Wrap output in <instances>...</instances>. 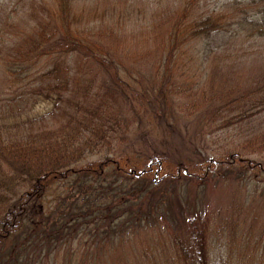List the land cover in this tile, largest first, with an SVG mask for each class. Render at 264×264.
<instances>
[{"label":"trees","instance_id":"1","mask_svg":"<svg viewBox=\"0 0 264 264\" xmlns=\"http://www.w3.org/2000/svg\"><path fill=\"white\" fill-rule=\"evenodd\" d=\"M54 3L47 19L20 18L10 27L26 41L37 30L41 40L23 51L19 43L14 58L5 60L13 50L4 57L0 264H115L108 257L142 233L168 239L179 264H210L205 241L214 227L264 226V0L215 10L208 1H183L164 33L153 36L160 78L145 88L141 72L132 74L109 37L100 40L91 27L98 22L120 34L134 22V6ZM222 34L231 42L214 45ZM233 40L241 53L229 49ZM221 47L228 53L214 59L217 65L244 60L258 68L247 87L236 90L226 79L216 91L204 83L208 60ZM174 64L184 68L183 83ZM52 96L51 113L6 124ZM182 122L194 127L192 137L183 135ZM199 143L216 157L203 155ZM179 145L192 162L183 164ZM221 190L225 210L209 200Z\"/></svg>","mask_w":264,"mask_h":264},{"label":"rangeland","instance_id":"2","mask_svg":"<svg viewBox=\"0 0 264 264\" xmlns=\"http://www.w3.org/2000/svg\"><path fill=\"white\" fill-rule=\"evenodd\" d=\"M185 0H102V5H114L121 8H125L127 5L134 6L133 18L134 22L125 28L124 32L120 31L116 34L114 32H109L108 29L104 28L101 24L98 25V22L92 23L91 27L95 28L96 37H100L105 40V37H109L107 44L111 47L112 52H116L120 55L123 60H126V68L131 67L135 71L132 74L137 75V71L141 72L140 77L144 82V88L147 87L149 81L159 80L157 69L158 64L156 61L161 59L156 58L155 51H158L153 44V36L158 34L160 30L164 33L166 29V23L173 17V13L178 11L179 7L183 5ZM199 1V0H197ZM208 1V8L215 10L224 6L225 3L231 2L234 0H202ZM54 0H0V50H3V60L0 58V83L4 81L5 83V69L3 68L4 57L7 50H13L11 54L6 55L5 60L9 58H14V50L16 49L17 44L22 43L21 51L27 50L33 42H38L41 40L40 33L37 30H33L29 35V40H24L19 38L16 33H11L16 30L15 28H10L11 25L20 26V18L22 19H32L33 17L43 16L47 19V16L54 9ZM101 5V6H102ZM17 8L19 11L16 15H13L14 20L7 22L9 13H12L13 10ZM27 19V20H28ZM34 23L36 21H33ZM37 25V22H36ZM230 35H219L214 42V45L217 43L225 44L229 39ZM161 41V40H159ZM233 43L237 44L232 46L229 49H235L237 54L241 53L242 47H240V41L233 40ZM11 46V47H10ZM14 46V47H13ZM10 47V48H9ZM156 48V49H155ZM242 48V49H241ZM227 49V48H226ZM221 47L218 49L217 54L215 53L208 60V68L206 71V78L204 83L208 86H211L216 91L223 88L221 83L226 84V79L228 80L227 85L238 88L247 87L249 85V79L254 76L257 67L254 68L255 64H244V60L237 62L221 63L217 65L214 63L216 57L223 56L228 53V49ZM157 62V63H158ZM176 65V64H174ZM246 65V66H245ZM254 65V66H253ZM206 68V67H205ZM174 75L178 83H183L186 76L182 79L184 73L183 66L173 67ZM225 70V71H224ZM156 73V74H155ZM138 76V75H137ZM157 76V77H156ZM198 75H192L190 78H198ZM216 78V79H215ZM214 80V81H213ZM186 83V81H185ZM187 84V83H186ZM228 85V86H229ZM229 86V87H231ZM3 89V84H0V90ZM173 95H175V100L179 104H184L186 97L183 92L180 90H174ZM56 98L52 97H42L30 108L28 112L22 114V117L10 118L7 119V125H16L21 122L28 121L33 118H39L51 113L55 106ZM187 112V111H186ZM186 112L179 113L178 110H175L176 115L185 116ZM183 135L187 137H192L194 134V127L189 124L183 123L181 125ZM198 139L193 140L194 143H197ZM156 143L155 141H153ZM224 141L221 139L220 145L217 146L218 155L220 156L221 146H223ZM204 146L199 143V149L203 152V155H208L209 157H216L215 153H209L205 151ZM220 149V150H218ZM179 157H182L183 164L192 162L191 154L188 156H181L184 154L183 146L179 145ZM190 152V151H189ZM209 153V154H208ZM97 157L91 158V160L96 159ZM215 194L211 195L214 196ZM209 199L211 204L215 206V209L225 210L228 206L229 199L226 192L221 190V193L215 195V198ZM217 213V212H215ZM246 225L244 231H232V229L221 228L217 225V228H213L209 233L208 239L205 241L207 245V251L209 254L210 264H264V236L260 233L263 231L264 226L261 223ZM231 230V231H230ZM167 237V236H166ZM168 239L158 242L150 234L142 233L139 234L135 239H131L130 242L123 245L121 248L116 249L110 257L109 261H113L115 264H179L175 252L176 249L169 244ZM171 246V247H170ZM184 256V255H182ZM185 257V256H184ZM97 264H100V260H97Z\"/></svg>","mask_w":264,"mask_h":264}]
</instances>
